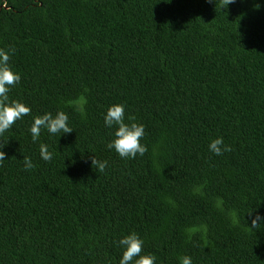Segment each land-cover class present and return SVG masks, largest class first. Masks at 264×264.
I'll return each instance as SVG.
<instances>
[{
    "label": "trees",
    "instance_id": "1",
    "mask_svg": "<svg viewBox=\"0 0 264 264\" xmlns=\"http://www.w3.org/2000/svg\"><path fill=\"white\" fill-rule=\"evenodd\" d=\"M222 4L0 0L9 98L32 109L0 135V264H118L133 231L157 264H264V0ZM114 103L145 125L143 156L107 148ZM57 111L74 130L33 142V118Z\"/></svg>",
    "mask_w": 264,
    "mask_h": 264
},
{
    "label": "clouds",
    "instance_id": "2",
    "mask_svg": "<svg viewBox=\"0 0 264 264\" xmlns=\"http://www.w3.org/2000/svg\"><path fill=\"white\" fill-rule=\"evenodd\" d=\"M170 3L171 0H164ZM212 2V0H209ZM235 0H223L222 7L234 3ZM15 49L0 48V135H3L16 123L17 120L29 115L31 106L18 100H10L11 89L20 83L21 74L13 69L10 64L11 54ZM104 125L108 129H113V139L107 144V148L115 150L119 157L123 159H135L138 155L143 156L148 147L142 143L146 135L145 125L136 122L134 116L126 115V107L122 103L110 105L104 113ZM74 129L69 125V117L63 111H57L54 115L51 112H43L42 115L35 116L30 126V133L33 142L39 140L40 135L47 132L50 135H61L71 133ZM0 145V165L6 159V153ZM208 150L216 156H222L230 152L231 146L224 142L222 136L210 140ZM40 158L45 162L53 159V153L49 151L48 145L40 144ZM92 166L97 172H104L107 161H101L95 156L92 157ZM24 170H32L35 165L30 157L23 158ZM252 228H259L264 224V217L255 216L252 221ZM144 240L136 232H130L120 237L116 244L121 250L118 264H157V257L152 253L144 252ZM180 264H193L191 256L184 255L179 258Z\"/></svg>",
    "mask_w": 264,
    "mask_h": 264
}]
</instances>
